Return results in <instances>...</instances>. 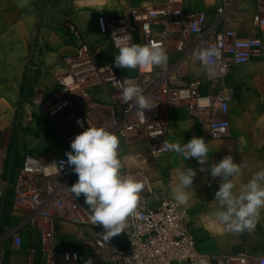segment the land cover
Wrapping results in <instances>:
<instances>
[{
	"label": "crops",
	"instance_id": "1",
	"mask_svg": "<svg viewBox=\"0 0 264 264\" xmlns=\"http://www.w3.org/2000/svg\"><path fill=\"white\" fill-rule=\"evenodd\" d=\"M256 1L241 0L232 12L229 26L244 36H264V29L257 30L252 25ZM21 2L0 0V147L8 155L0 169V180L8 184L0 201V236L18 225L26 215L22 210L10 209L12 184L23 155L31 152L44 162L66 157V152L71 150L67 137L73 130L75 117L92 114L100 121L109 115L113 101L104 86L93 88L89 97L72 94V106L59 116L52 118L40 109L38 101L48 98L57 89V77L65 70L64 57L75 54L79 45L86 42L100 64L114 62L118 50L99 31L98 16L116 17L128 14L133 8L163 4V0H28L26 6L20 7ZM220 4L221 0H185L186 9L205 11L208 22L214 20ZM70 24H75L78 31H71ZM134 39L140 42L141 30H137ZM167 54L171 83L182 85L191 78H199L202 93L222 91L228 96L230 122L219 136L213 137L207 114L197 117L185 105L177 104L168 110L169 143L183 144L194 135L202 136L209 144V163L232 155L242 166L241 174L234 178L239 190L255 172L264 169V50H255L249 62L232 66L223 80L207 78V69L200 64L198 52L182 60L176 49ZM163 69L164 66L154 67V76H161ZM118 70L125 76L137 72ZM148 148L149 140L143 136L130 139L120 136L119 155L124 166L138 169L139 163L132 161L131 155L145 153ZM143 165L147 184L140 205L145 209L158 207L165 196L174 199L172 187L176 183L177 169L197 171L193 186L187 190L189 200L184 206L189 216V230L201 253L224 256L247 251L264 255V210L255 230L240 234L228 232L215 218L218 201L214 196L221 177L213 178L209 171H200L201 166L195 158L185 160L174 151L150 158ZM80 198L92 214L83 196ZM55 214L59 212L56 210ZM42 224L37 218L36 224L24 225L20 230L23 244L19 247L9 239L4 240L0 261L4 264H46L38 232ZM55 228L54 249L78 253L77 260L66 264H111L110 249L98 248L91 239H79L78 226L56 218Z\"/></svg>",
	"mask_w": 264,
	"mask_h": 264
},
{
	"label": "built area",
	"instance_id": "2",
	"mask_svg": "<svg viewBox=\"0 0 264 264\" xmlns=\"http://www.w3.org/2000/svg\"><path fill=\"white\" fill-rule=\"evenodd\" d=\"M241 0H221L215 18L208 22L205 11L188 10L185 0H163L161 6L133 8L128 14L116 17L98 16L99 31L106 35L113 47L116 35H130L132 42L137 30H141L140 44L159 43L168 53L176 49L181 53L179 60L192 52H200L208 47H216L220 55L210 62L200 61L207 69V78L223 80L232 66L249 62L255 50H264V36H244L229 26L231 15ZM252 25L257 30L264 29V0H257L252 17ZM69 28L77 32L75 24ZM124 31L126 33H121ZM178 60V61H179ZM65 70L57 77V89L38 105L50 117L66 112L72 106L71 95L80 93L89 97L97 86H104L111 94L113 103L106 120H95L92 114L75 117L73 130L67 137L70 146L77 134L88 126H103L121 137H145L149 148L145 153H134L132 161L139 163L138 169L126 165L122 171L134 174L147 181V171L143 163L154 157L169 154L159 150L168 140V110L183 104L197 117L207 114L213 137L225 130L230 122L228 96L222 91L204 94L201 92L202 80L191 78L182 85H173L170 70L164 66L163 74L151 73L122 75L114 62L100 64L92 48L83 42L75 54L64 57ZM134 81L144 91L146 97L155 104L150 110L138 111L131 103L121 98L125 81ZM69 90H67V89ZM83 121L82 128L77 121ZM7 152L0 147V169L7 159ZM66 157L44 162L31 152L23 155V162L17 169L12 184V211L26 213L23 220L9 228L0 236V247L4 240H11L19 247L23 244L21 228L36 224L37 218L43 221L38 226L41 250L46 254V264H66L78 259L76 251L54 249L56 239L55 219L69 221L79 227V239H91L98 248L110 249L111 264H264V255L240 251L224 256H210L197 249L195 238L189 230V216L184 205H178L168 196L161 199L158 207L145 209L139 205L137 215L130 216L126 232L129 245L125 249L115 247L107 238L98 234L91 221V213L81 198L70 192L71 184L78 179L72 168L67 165ZM61 162H64L61 168ZM61 168V170H59ZM8 184L0 180V201ZM59 215L55 214V211ZM34 253V251L32 252ZM3 255H1L2 257ZM0 264H4L0 261Z\"/></svg>",
	"mask_w": 264,
	"mask_h": 264
},
{
	"label": "clouds",
	"instance_id": "3",
	"mask_svg": "<svg viewBox=\"0 0 264 264\" xmlns=\"http://www.w3.org/2000/svg\"><path fill=\"white\" fill-rule=\"evenodd\" d=\"M27 4L28 0H22L19 6ZM114 42L118 48V54L114 57L117 68L151 73L154 67L167 65L168 54L159 43H135L130 35H116ZM219 55L216 47H208L200 51L197 58L210 62ZM121 98L124 103H131L144 113L155 106L145 96L143 89L131 80L125 81ZM77 123L84 127L83 121L78 120ZM214 131L222 132L224 129L221 127ZM120 135L122 133L117 134L103 126L88 124L75 136L70 145L71 150L66 152V163L78 177L69 190L76 198L83 196L84 203L91 209L92 223L102 226L108 236L125 228L128 218L138 214L141 195L147 184L146 180L122 171L124 165L119 155ZM159 150L174 151L185 160L195 158L201 166L200 171H209L211 177L222 178L214 196L218 201L214 215L225 230L235 234L255 230L264 210V169L255 172L237 190L234 178L241 174V164L232 155L224 156L219 162L209 163L210 149L204 137L194 135L183 144L163 143ZM63 164L61 162V168ZM196 175L194 168L176 170L172 193L178 205L188 203L187 190L193 186Z\"/></svg>",
	"mask_w": 264,
	"mask_h": 264
},
{
	"label": "water",
	"instance_id": "4",
	"mask_svg": "<svg viewBox=\"0 0 264 264\" xmlns=\"http://www.w3.org/2000/svg\"><path fill=\"white\" fill-rule=\"evenodd\" d=\"M94 229L98 234L107 238L115 247L119 249H125L129 245V238L126 230H122L108 236L102 226H95Z\"/></svg>",
	"mask_w": 264,
	"mask_h": 264
}]
</instances>
